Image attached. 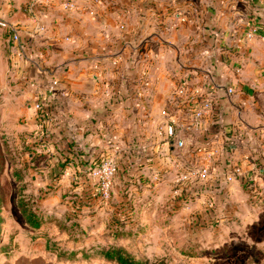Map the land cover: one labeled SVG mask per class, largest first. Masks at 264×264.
<instances>
[{
  "label": "crops",
  "instance_id": "0c3cea01",
  "mask_svg": "<svg viewBox=\"0 0 264 264\" xmlns=\"http://www.w3.org/2000/svg\"><path fill=\"white\" fill-rule=\"evenodd\" d=\"M62 1L35 21L33 0H0V17L20 28V40L14 41L0 27V142L4 148L25 146V172L36 180L50 176L58 185L70 179L87 194L98 191L89 167L112 156L120 164L122 187L132 179L139 185L149 180L158 187L155 194L174 198L178 149L166 132V109L194 165L204 164L206 152L216 154L208 178L182 188L198 196L175 204L223 206L228 193L243 190V179L256 181L261 134L250 140L245 133L264 127V0H104L93 5L94 14L86 9L90 0H73L80 11L65 10ZM253 25L259 33L249 38ZM104 46L126 58L116 82L130 98L114 114L93 62L85 59ZM143 60L150 63L149 82L136 86L132 81ZM41 65L57 68L61 85L52 94ZM181 83L187 85L185 100L194 103L217 94L200 128L191 125L185 100L177 96ZM229 86L235 93L228 97L223 89ZM37 102L57 116L44 139L33 138L39 129ZM238 143L245 150L240 161ZM43 183L38 179L33 186Z\"/></svg>",
  "mask_w": 264,
  "mask_h": 264
},
{
  "label": "rangeland",
  "instance_id": "374dc122",
  "mask_svg": "<svg viewBox=\"0 0 264 264\" xmlns=\"http://www.w3.org/2000/svg\"><path fill=\"white\" fill-rule=\"evenodd\" d=\"M236 146L240 161L245 150ZM24 147L8 149L0 142V264H116L97 254L110 245L159 264H264V180L255 174L256 181L248 178L219 207L195 200L181 207L175 202L190 198L178 185L170 199L168 193L155 194L158 187L149 180L139 185L132 179L122 187L120 174L107 199L98 191L84 194L70 179L58 185L50 176H37L44 183L33 186L37 180L29 171L23 172L27 188L20 191L11 172L13 163L18 170L27 167ZM20 195L43 218L40 230L27 225ZM62 251L66 255L59 256Z\"/></svg>",
  "mask_w": 264,
  "mask_h": 264
},
{
  "label": "built area",
  "instance_id": "2783aa9c",
  "mask_svg": "<svg viewBox=\"0 0 264 264\" xmlns=\"http://www.w3.org/2000/svg\"><path fill=\"white\" fill-rule=\"evenodd\" d=\"M103 2L104 0H90L86 5V9L89 13L94 14L93 5ZM55 4L56 0H33L30 5V13H32L34 20L37 21L39 16L45 13L46 10H50V8H53ZM59 5L65 10L80 11L82 9V7L73 0H63ZM0 27L6 29L9 33H11L14 41L20 40V28L18 26L11 24L6 19L0 17ZM121 28H124V26H121ZM258 31L259 28L253 25V27H251L250 31L247 33V37L251 38L257 35L259 33ZM85 59H89L93 62V66L91 67L92 72L101 78L102 86L106 90V94L108 96V111L111 114H114V112L118 108L123 107L124 102L128 98H130V96L125 97V90L123 89L122 84L116 82L120 79V73L118 72L121 64L125 62L126 58H124V55L121 51L113 50V48H111L110 46H104L100 48V50H98L95 54L87 55V58ZM137 65L138 74L137 77L132 81V83L136 86L146 84L148 85L150 63L148 62V60H143L139 61ZM40 70L44 76L50 77L48 88L49 92L52 94L61 85V79L57 75V68L51 67L49 65H41ZM111 71H113V73ZM109 75H112L113 77H110ZM223 90L228 97L232 96L235 93L234 87L229 86L224 88ZM68 94L69 93L66 90H62L60 92V95L63 98H66ZM216 95L217 94H215V92L208 93L206 95H203L197 102L194 103L192 100H185V97L187 96V85L185 83H181L177 86V96L185 100V104L189 110L190 122L194 128H200V126L203 124V121L212 114L215 102L217 100ZM57 105L59 106L61 104L57 103ZM36 108L38 111L37 117L39 129L36 135L34 134L33 138L44 139L45 137H47L48 133L46 131V126L55 121L57 116H53L50 106L46 107L43 102H37ZM162 113L169 117L166 128L167 135L169 139L173 140V142H175V144L177 145L178 152L176 154L174 164L179 171L177 183L179 184L178 186L180 187V189L183 191L182 188L190 186V184L197 183L202 179L208 178V176L211 174V168L213 163L215 162L216 154L215 152H206L204 164L201 166L194 165V163H192L182 151L185 148V142L183 139L177 137V131L175 127L176 121L173 119V117L170 116L168 110L165 109ZM259 132L261 134L259 143L260 159H258L259 161L256 162L254 169L257 172L256 176L264 180V127L260 128L259 130L247 128L245 134L246 139L253 140L255 135L259 134ZM111 137H109V141L111 140ZM223 138L225 140L226 135H224ZM225 142H228V140H225ZM119 170L120 164L117 159L112 156L100 159L99 161H95L94 165H92L90 172L92 176L97 180L98 192L103 198L107 199L110 197V192ZM236 170L237 173L241 175V177L245 176L244 170L241 167L237 166ZM244 181L246 182L247 179H243V182ZM197 196L198 193L196 190L188 194V197L190 199Z\"/></svg>",
  "mask_w": 264,
  "mask_h": 264
},
{
  "label": "trees",
  "instance_id": "16d2710c",
  "mask_svg": "<svg viewBox=\"0 0 264 264\" xmlns=\"http://www.w3.org/2000/svg\"><path fill=\"white\" fill-rule=\"evenodd\" d=\"M94 163L95 162H93L92 165H94ZM92 165L89 167L90 170L92 168ZM23 172H25V168L23 169L21 168L18 170L17 164L13 163L12 175L15 177L16 183L21 185L20 191L21 189L23 190V187H24V191L27 188L26 187L27 184L26 185L24 184L26 182H25V178L23 177L24 176ZM17 203H18V208L21 214L23 215L27 225H29L34 230H40L44 224V221H43V218L40 216V214L36 211V209L30 206L26 202V200L23 198L22 195L19 196ZM2 208H3V201H2V196L0 194V236L2 234V226L4 224V220L2 217ZM48 247L50 248V244ZM51 251H54V250H51ZM97 254H98V257L104 260L110 261V262H114L116 264H159L157 261L153 262L148 258L137 257L136 255L131 253L127 248L123 246H119V245L118 246L116 245L105 246L101 248ZM58 255L59 256L66 255V252L65 251L59 252ZM70 257L71 256H66L65 258L69 259Z\"/></svg>",
  "mask_w": 264,
  "mask_h": 264
}]
</instances>
